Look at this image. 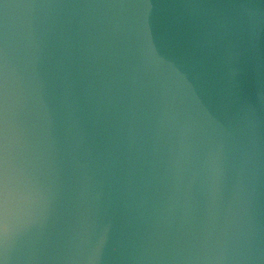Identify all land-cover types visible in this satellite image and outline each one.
<instances>
[{"label":"water","instance_id":"water-1","mask_svg":"<svg viewBox=\"0 0 264 264\" xmlns=\"http://www.w3.org/2000/svg\"><path fill=\"white\" fill-rule=\"evenodd\" d=\"M0 264H264V0H0Z\"/></svg>","mask_w":264,"mask_h":264}]
</instances>
